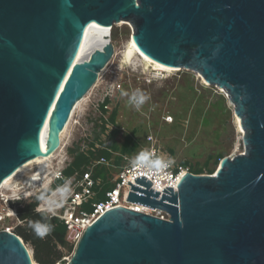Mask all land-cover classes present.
Wrapping results in <instances>:
<instances>
[{
    "label": "water",
    "instance_id": "water-1",
    "mask_svg": "<svg viewBox=\"0 0 264 264\" xmlns=\"http://www.w3.org/2000/svg\"><path fill=\"white\" fill-rule=\"evenodd\" d=\"M121 20L144 53L226 92L245 151L177 189L137 178L127 200L169 217L103 212L69 264H264V0H0V185L67 125ZM0 264H31L17 233L0 230Z\"/></svg>",
    "mask_w": 264,
    "mask_h": 264
},
{
    "label": "rangeland",
    "instance_id": "rangeland-1",
    "mask_svg": "<svg viewBox=\"0 0 264 264\" xmlns=\"http://www.w3.org/2000/svg\"><path fill=\"white\" fill-rule=\"evenodd\" d=\"M133 30L129 21L118 22L110 29L113 57L76 108L54 150L50 171L63 167L64 171L70 170L80 154L89 157V164L107 154L109 163L95 168L101 186L107 189L123 166L145 156L154 147L197 174L214 173L224 157L244 152L235 108L226 92L208 83L196 70L179 68L167 73L146 64L138 53L127 58ZM133 93L137 97L143 93L148 99L137 108L135 101H131ZM35 167L36 164L27 166L1 189L9 197L13 188L21 189L22 196L31 193L18 201L6 202L1 198L3 216L7 212L13 215L10 210L18 212L27 203L40 201L37 199L40 192L55 185L52 175L46 174L45 186L26 192L25 185ZM18 225L24 223H18L15 216L0 219V230ZM26 245L39 264L40 259L57 263L72 257L75 251V244L68 240L67 234L63 242H52V253L47 247L37 250L30 242Z\"/></svg>",
    "mask_w": 264,
    "mask_h": 264
},
{
    "label": "built area",
    "instance_id": "built-area-1",
    "mask_svg": "<svg viewBox=\"0 0 264 264\" xmlns=\"http://www.w3.org/2000/svg\"><path fill=\"white\" fill-rule=\"evenodd\" d=\"M109 161L106 157H101L97 161L90 163L86 168L81 171H75L71 176L65 175L63 168H56L52 173V180L56 181V189L54 188L47 195L45 199L49 202L46 204L44 201H40L36 206V211L45 212L52 218L59 219L67 228V238L70 242L75 244V248L82 238L86 228L92 225L99 217L103 215V212L114 209L116 207H127L144 213L160 216L162 218H168L169 215L166 211L159 208L141 209L144 205L128 201V196L132 190V184L138 185L142 188L146 186L136 183V179L139 177H146V180L152 182V189L163 192L167 187H174L172 184L166 185L163 189H157L156 186L167 184L171 180H177L180 174L187 170L191 172L189 168L178 163L174 159L162 154L161 151L155 147L150 149L145 156L140 159L131 161L129 164L123 166L121 171L115 178L114 184L104 189L101 186V182L97 176H95V168L98 164H108ZM63 179L61 184H57L58 180ZM128 182H131L129 184ZM180 182V181H179ZM67 187L69 192L66 195L61 193V189ZM42 185L37 182L36 189L39 191ZM48 189V188H47ZM50 189V188H49ZM139 194H143L138 192ZM0 199L9 201L8 194L1 193ZM104 195L103 198L99 195ZM51 206L53 211H46V208ZM148 207V206H146ZM39 209V210H38ZM14 212V209L12 210ZM15 215H2L0 210V219L6 216H15L18 223H24V220L20 218L18 212H14ZM15 227L8 226L5 228L7 231L15 232ZM70 256L65 257L55 264H69Z\"/></svg>",
    "mask_w": 264,
    "mask_h": 264
},
{
    "label": "bare ground",
    "instance_id": "bare-ground-1",
    "mask_svg": "<svg viewBox=\"0 0 264 264\" xmlns=\"http://www.w3.org/2000/svg\"><path fill=\"white\" fill-rule=\"evenodd\" d=\"M121 21H125V20H121ZM119 21V22H121ZM112 27L109 26L108 28V38L110 37V29ZM111 40L109 39V42ZM133 53H138L139 56L143 59V61L148 64V65H152L154 67V69L158 70V71H162V72H167V73H170L171 71H174V70H178L180 67L178 66H170V65H164L162 63H160L158 60L154 59L153 57L147 55L146 53H144L137 41H136V38L134 36V33L132 34V37L129 39L128 41V46H127V49H126V57H130L133 55ZM104 69V68H103ZM102 69V71H103ZM101 71V72H102ZM101 74V73H100ZM100 76V75H99ZM205 78V77H204ZM205 81V80H204ZM209 83V82H208ZM82 100H79L74 108H73V111H72V114H71V117H70V120L68 121L67 125L64 127V129L62 130H57L52 136H51V139L49 141V143L43 147V148H40L38 151H36L35 153H33L32 157H30L29 159H27L26 161H24L22 164H20L10 175H8L7 177H5L2 182H1V185H0V191L1 189L6 186L8 183H10L11 181H13L20 172H22L27 166L31 165V164H36V167H35V170L34 172L32 173L30 179L28 180V182L26 183L25 185V189H26V192H28L27 190L29 189V191L33 192V189L36 188V185H37V182L39 181V183L42 185V186H45L44 185V182L46 181L45 180V175L46 174H51L52 175V172L50 171V161L53 159V154H54V150L57 146V144L60 142L61 138L63 137L64 133L66 132L69 124H70V121L72 120V117L76 111V108L79 107V103L81 102ZM77 112V111H76ZM236 116H238V114L236 113L235 115V118ZM236 124H237V128L241 131V126H240V122H239V118H236ZM222 167V163H220V165L218 166V169L216 171V173H218V171L221 169ZM54 172V171H53ZM188 173L187 170L183 171L180 176L178 177L177 180H169L167 182V184H162V185H157L156 188L157 189H163L166 185H169V184H172V186L176 187L178 182ZM53 179V178H52ZM1 193H4L6 194V192H3L1 191ZM0 193V194H1ZM1 196V195H0ZM148 208H151V207H146L145 205L143 207H141V209H148ZM21 241L24 243L28 253H29V256H30V259H31V264H39L35 259H33L32 257V254L30 252V249L28 248V246L26 245V243L24 242V240L20 237ZM71 260V257L70 259Z\"/></svg>",
    "mask_w": 264,
    "mask_h": 264
},
{
    "label": "trees",
    "instance_id": "trees-1",
    "mask_svg": "<svg viewBox=\"0 0 264 264\" xmlns=\"http://www.w3.org/2000/svg\"><path fill=\"white\" fill-rule=\"evenodd\" d=\"M103 156L106 157L108 155L106 154ZM89 162L90 161L88 156L84 154L78 155L72 164V168L70 170L68 169L67 171H65V175L69 177L75 171L86 168ZM95 176H97V174H95ZM57 182H58L57 184H61L63 182V179H60ZM55 187L56 185H53L50 189L42 190L39 196L43 195L46 197ZM101 198H103V195ZM39 202L40 201H37L36 203L35 202L27 203L26 205L18 209V214L20 218L24 220V225H18L15 231L24 240L25 243L26 242L32 243L37 250H41L42 248L47 247L51 250L52 253L53 252L52 242L53 241L63 242L67 234V228L62 222L59 221V219L52 218L49 215H47L45 212L36 211V206L38 205ZM36 221H39L41 224H50L52 226V231L43 239L37 237L35 235L34 229L30 227V222H36ZM47 256H51V255H47ZM39 261L41 264L55 263V260L49 261L47 259L45 260L40 259Z\"/></svg>",
    "mask_w": 264,
    "mask_h": 264
},
{
    "label": "clouds",
    "instance_id": "clouds-1",
    "mask_svg": "<svg viewBox=\"0 0 264 264\" xmlns=\"http://www.w3.org/2000/svg\"><path fill=\"white\" fill-rule=\"evenodd\" d=\"M123 95H127V93H122ZM148 99V97H146L143 93H140L139 96L137 97L136 93H133L132 97H131V101H135L136 107L139 108L140 105H142L146 100ZM61 193L63 195H66L69 192V189L67 187L63 188L60 190ZM21 189L19 188H13L12 189V195L11 197H9V199H13V200H20L23 198H26L28 195H31V193H24V195L22 196L20 194ZM2 195V194H0ZM38 200L40 201H44L46 204H48L49 202L45 199V196L40 195L37 197ZM39 210V209H38ZM46 211H53V208L51 206L46 208ZM10 214H14L13 211L10 210ZM30 227H32L35 231V235L41 239H43L45 236H47L51 231H52V226L50 224H41L39 221L36 222H30Z\"/></svg>",
    "mask_w": 264,
    "mask_h": 264
}]
</instances>
